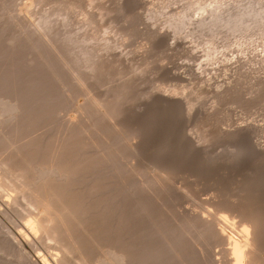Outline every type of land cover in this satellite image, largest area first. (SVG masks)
I'll list each match as a JSON object with an SVG mask.
<instances>
[{
    "label": "rangeland",
    "instance_id": "obj_1",
    "mask_svg": "<svg viewBox=\"0 0 264 264\" xmlns=\"http://www.w3.org/2000/svg\"><path fill=\"white\" fill-rule=\"evenodd\" d=\"M217 1H220V4ZM217 1L0 0V76H2V79L6 73L9 75V71L13 70L11 69V66L15 63L14 61L17 62V60H19V67H16L18 68L17 71L15 69L16 72L14 70L13 73L10 72L11 78H20L23 82L26 73H33V76H26L28 78L25 80V83L23 82L25 87H22L23 91L28 89L30 86L32 87L31 84H34V81L37 80L36 82L40 84H37L38 87H43L42 89L44 90V86L46 87L51 85V87H55V89L52 88L55 92H62L60 95L58 93L61 97L57 98L58 102L61 101L58 103V106H56L57 100L54 104L52 100L49 99L51 101V103L50 101L49 103H53L54 105H52L56 109L47 103L48 100L45 102L46 104L43 103L45 100H42L43 102L41 101V103L40 101H37L39 94H35L36 98H34L35 96L31 98L33 100L36 99L39 104L50 106L49 108H51V110L54 109V112L58 111L55 114L56 116L53 115L52 118H50L51 116H48L50 120H42L41 118L42 124L38 122L37 124L40 125H37L38 127L36 126V129H32L33 131L27 132L25 129L20 127L23 121L22 123L17 122V124H15L16 122L8 121L10 124L6 122L8 125L5 124L6 126H2V131L0 133L4 132L6 134L13 133L15 130L19 132V129H23L22 134L21 131L19 136L17 134L13 143V148L18 146L21 147L22 145L24 146L30 139L37 138V140H39L43 136L45 137V139L43 137L45 141L47 137H53L52 133L56 136L59 135L58 137H66V130H69L70 126H73L74 124L76 128L79 125L77 122H85V120H81L83 117L81 110L84 106H87V102H89L90 96H87L86 94L94 95L97 93L95 96L98 97L99 95L100 98L104 97L103 99L109 98L108 101H114L113 97L116 98V94L121 95L123 98L122 101L120 99L118 105L119 108H117L119 109V113L117 114L118 117L116 116L117 119L115 118L113 120L115 123L113 121H111V123L110 121H105L108 124L105 122L103 123L104 125H107H102L104 129L101 130L104 131L100 133V130L98 132L99 134L91 131L93 132L92 135L97 138L98 136L105 137L106 134L111 132L114 134L115 128L122 125L120 127L123 130V134H129V137H126V135H123V137L121 135L122 137L118 138L121 141L114 138L117 140L114 141L115 145L112 144L114 147L111 144H109V146L107 144L108 149H112V147L117 150L118 148H124H122L123 150L119 149L121 154L119 150L117 151L116 149H112V151H117V154L120 155L119 157L117 155V157L114 156L116 157V159L113 158L115 159L113 161L115 163L113 164L111 161L113 159H111L110 161L112 163L109 161L103 163L99 167V170L95 172L97 174L100 170L108 171L107 168H117L121 162V164H127L126 166L123 164L119 167L121 170L122 168L124 170L126 169L125 171L122 170L123 173L126 172V175L119 173L118 175L120 176L117 175L119 177L118 179L115 175H112V177L116 180H113V178L109 179L111 181H115L113 182L114 184H112L114 188L109 186L111 191L108 188V184L111 181L108 180L109 182L107 183L105 179L104 181L107 184L103 181L102 185L104 187L107 185V195L109 192V195H114H112L113 197L116 195L117 198H122L119 200L116 197L113 198L111 196L113 198L111 199L116 200V202L121 206H118L115 201L110 202V200L108 201L109 204L107 202L105 205V209L102 207L100 210L99 208L95 209L101 211L102 214L106 211L104 213L105 215L103 214V216H105V220L111 219L108 220V222L104 221L105 224L102 223V226H100L101 224L98 225L101 233L106 230L108 232V230L112 228V233L111 231L108 232L110 233V236H108L107 232L105 234L104 232L101 234L103 235L102 237L104 238V242L107 241L104 235L107 239L110 237L111 242L109 241L108 245H118V243L123 241L118 239L120 234L126 231L125 236L127 239L125 240L127 243L125 241L123 242L127 245L129 244L130 249L132 248V251H134L135 248L133 245H136V242H134L136 240L135 234L137 235V233L134 232H137L135 223L138 219L141 220L142 217H146L148 212L150 213V211L147 212L146 207L150 208L148 209L151 210V213L157 212L155 213V215L157 214V217H159L158 214H160V217L163 216V220L165 219L164 223L166 222L163 225H166L165 230L169 231V233L170 231L172 232V230L167 229H173L175 224L182 221L181 219H183L185 215L187 216L188 214L196 213V211L199 212L205 205H209L207 207L209 211H215V207L217 206L214 205L217 204H213V199H215L214 197L217 198L215 200L230 198L228 202H230L231 199L235 200L237 197L238 199H236L238 202H241V204L243 203V206L247 208L244 211L247 212V214L241 213L242 216L241 214H238V216L235 217V221L237 222L236 225L239 226L235 227L236 230L237 227L239 230L242 224H250L248 221H250L252 215H255V213L258 215L262 213L261 216L264 218V0ZM211 2L213 3L212 6L218 4V8L216 6V8L210 6ZM216 2L217 4H214ZM7 5L8 7H6ZM202 5L203 7H207L209 11H204L203 7H200L199 10V6ZM202 14L203 16H208L210 14L211 18L209 17L210 19L207 20V22L204 21L201 23L199 19L203 17L201 16ZM48 15L49 20L51 21L49 22L51 25H48L50 27H47L46 30H36L35 28L37 27L35 23L43 21V19H45L43 17H48ZM41 31H47V36L50 39L47 38V36L44 37L46 33L41 34ZM13 36H15V38ZM31 36H34V38ZM30 39H32V41H30ZM51 40L52 42H50ZM48 42H50V47H48ZM54 42L56 43L54 44ZM51 44H54L52 46L56 49L58 48V50H55L56 52L58 51V55H56V52L53 50L54 47L51 48ZM83 46L85 50L82 48ZM41 49L42 51L40 54L39 50ZM43 51L45 55L42 53ZM85 52L90 56L86 55ZM60 53H69L70 58L68 55H64V57H68V59L62 63V59L64 60L65 58L61 56L62 54ZM42 54L44 56H41ZM50 56L52 58H50ZM57 56L60 57L58 58ZM61 57L62 59L60 60ZM77 59L81 62L80 64ZM46 61L48 64L50 61L54 62L56 67L52 63L51 66H53L54 69L49 67ZM68 62H71V64ZM91 63L96 65L94 67H98L99 70H95V72L93 70L94 67L92 66L91 70L89 66ZM64 64L70 65L67 66ZM71 65L77 67L74 68L77 72L79 70L80 73L81 70L84 78L87 75L88 78L86 77L85 81L87 80L86 84L89 86V93L88 91L85 93L86 90L82 88L81 89L84 92L81 93L82 90L80 89V86L75 83L77 82V79H74L75 75H78V73L73 69V67L71 68ZM99 66L102 67V71ZM46 67L49 69H46ZM38 68L40 69L38 70ZM50 68L53 71L55 70L56 73H51L56 78L49 76V72L51 70ZM68 68H71L70 71L73 69L75 73L71 74ZM32 69H36L35 73L36 71H39L36 73L39 76L41 73V81L38 80L39 77L36 79V76L38 75L34 76V70ZM92 71H94L95 76ZM98 71H100V73ZM59 73L64 77H62ZM42 75L43 77H46L42 78ZM59 77L63 80L64 78L66 80L69 79L70 81L72 79L73 80L71 82L69 81V84L71 83L69 85L66 83L68 81H62L61 79V82L57 79ZM14 78H12V80H8V78L4 81V79L2 80L0 77V81H4L3 84H5L7 80L13 81L7 82L6 85H4L6 88L3 87V89L5 88L6 90L7 88H11V91L7 92L8 90L6 91L4 89L7 93L4 92L5 94L3 93L4 95H1V92H3L1 88V100L3 98L11 100L12 97L15 98L19 94L21 86H19L18 82L21 80L14 83ZM17 79L15 81H17ZM63 82L66 83L67 87H63L65 84ZM17 84L19 86V92H17V87L15 88ZM20 84L22 85L21 82ZM1 86L3 85L0 84V87ZM78 86L80 92L77 89ZM68 88L71 89V91ZM90 89L95 92L93 93ZM14 91L15 94L18 93L16 96ZM72 91L76 94L74 95ZM63 97H65V99ZM38 100H40V98ZM29 102H33L34 104V101ZM29 102L28 104H30ZM45 106H43V108ZM101 115V113H98L94 116L95 118L93 117V119L95 121L96 119L100 120L102 117ZM54 116L55 119H53ZM99 117L100 119H98ZM45 118H47V116ZM78 118H80L79 121ZM90 118H87V120L89 119L88 123L94 122V120H91ZM73 120L77 121L73 122ZM67 121L69 122L68 126L64 124L67 123ZM112 122L115 126L114 129ZM29 123H26L27 127L29 126ZM117 124L118 126H116ZM61 125L64 126V129ZM110 125L112 127H110ZM65 126L68 128L66 129ZM111 129L114 132L111 131ZM107 131L111 132L106 133ZM95 133H97L98 136L94 135ZM80 136L81 137H78V139H85L83 136L86 135L80 134ZM103 137L101 139L99 138L101 142L104 141ZM206 137L207 139H205ZM100 140L98 141L100 142ZM115 142H118V146ZM125 143L127 144L125 145ZM241 144V148H237L238 145ZM13 148L5 147V142L0 139V152L3 157L7 158L10 156L11 152L13 153L14 151ZM90 151L92 153L95 152L94 154H96L97 150L96 148H91ZM91 152L89 153L91 154ZM126 155L129 157L127 158ZM128 164L130 165L128 166ZM131 167L135 172L131 169ZM121 170L120 172H122ZM130 172H134V175ZM143 177L144 180L147 178L148 181L154 179L155 185L158 184L159 186L152 184L150 186L146 183L144 184ZM135 179L137 180V184L134 181ZM6 183L7 182L3 176V172L0 169V264H31L33 257L35 258L38 254L48 256L52 253H59V249L54 247L55 243H53L54 241L51 242V240L49 242V249V246L43 245V243L40 242L33 244L36 245L34 247L33 245L25 247V249H22L24 248L23 246L19 247V243L17 244L18 241L15 240L16 236L13 235L21 232V230L23 231V229L25 231V225L28 221L25 219H30L32 215L33 218L35 216L34 213L36 212H34L35 208L33 209L30 206L33 209L32 211V209L28 207L29 205L26 203L27 201H19L17 199L19 202H16L15 204L14 197L18 198L16 196L17 192L10 186H6ZM111 183L109 185H111ZM122 184L123 186L121 187ZM138 184H140V186ZM115 185L120 186V188L119 186L118 188L116 186V189L119 191L115 189ZM126 185L127 187H125ZM134 185H136V188ZM142 187L145 189L144 191L143 189L139 190ZM156 187L158 189H163L158 191ZM130 188L132 191H130ZM113 190L117 191L115 193L118 194L113 193ZM125 190L127 191L126 193L124 192ZM133 190H136V193L133 192ZM144 192L146 193L144 194ZM248 193L250 194L248 195ZM95 194L97 195V193H94L93 195L95 196ZM125 194L127 197L129 196V198H127ZM147 194L149 195L147 196ZM162 194L164 195L163 197ZM139 196H142L140 201L144 200L143 204H146V207H140L139 203L142 204L143 201L140 202L138 200H134L137 199V197L139 199ZM143 196L148 199V202H146L147 199L143 198ZM8 198H10L11 201H9L12 204L6 205L5 202ZM226 199L224 202L227 201ZM247 199L249 201L250 199L251 201L254 200L255 206L253 205V207V202L250 201L249 203ZM241 200H247L248 203L246 204V201L243 202ZM259 200H261V202ZM136 201L139 203L136 204ZM210 201L212 202L207 204V202ZM124 203L127 204L124 205ZM201 204L203 205L201 206ZM248 204L251 205L247 207L246 205ZM9 205L10 207H8ZM136 205L138 206L136 207ZM212 205L214 209L212 208ZM111 206L114 207L112 208ZM210 206L213 210L211 208L209 209ZM250 206L253 208L251 209ZM118 207H121V210L118 209ZM249 208L251 210H248ZM255 208H257V211H255ZM27 209H30L32 212L30 213V210L28 211ZM113 209H117L118 212H125L129 210V213L125 212V216L127 217H124L125 220H123V224L120 223L122 222L120 219L113 216V214L117 212ZM107 210L111 211L109 212ZM252 210L253 212L255 211L253 214H251ZM98 211L95 212L98 215H102ZM95 212L93 213L94 218L92 217V220L95 219V216H98ZM249 212H251V215ZM131 213H133V215ZM27 214H31L30 218ZM109 214L112 216L110 217ZM115 215L118 216L119 214L117 213ZM128 215H131L129 217V219L131 218L130 220L128 219ZM106 216L108 219H106ZM169 216L170 220L168 221L167 217ZM243 216H246V219L248 216L251 217L246 220L242 218ZM98 217L96 218L97 220ZM144 218L142 219L146 220ZM96 219L94 220L95 222L97 221ZM175 219H178L179 221ZM125 221L129 223L126 224ZM110 223L111 225L113 224V227ZM120 224L122 227H120ZM124 224L126 225L125 228ZM128 225L129 227L131 226L130 228H134L130 229ZM116 227L118 232L116 231L117 229L115 230ZM118 227H120V231ZM166 227L168 228L166 229ZM132 231L134 234H132ZM185 235L186 234H183L182 236ZM111 236L113 237L111 238ZM117 239L120 242L116 243ZM130 243L134 244L131 245ZM210 244L211 243H209V246H206L208 245V243H206L204 247L206 249H213L211 253L213 254L214 252L215 257L218 258L220 255L219 250H221L222 246L215 245V247H213V245L210 247ZM52 246L54 248H51ZM209 249L205 251L208 253ZM49 250L51 251V254ZM93 252V258L91 257L92 259H90V262L91 264H97L99 263L98 259L101 257L99 255L101 252L97 249L96 252L99 254H97L95 250ZM94 255H98L99 258H95ZM130 264H133V261H131Z\"/></svg>",
    "mask_w": 264,
    "mask_h": 264
},
{
    "label": "bare ground",
    "instance_id": "obj_2",
    "mask_svg": "<svg viewBox=\"0 0 264 264\" xmlns=\"http://www.w3.org/2000/svg\"><path fill=\"white\" fill-rule=\"evenodd\" d=\"M213 2H215V1H213ZM217 2L214 3V4H217ZM221 2H223V1H221ZM212 4L213 3L211 2V5L210 6H212ZM215 6L218 8L219 5L217 4ZM215 6H212V7L216 8ZM6 7H8V5ZM200 7L202 8L203 5L202 6H199V8H198L199 10H200ZM212 7H211V9H212ZM203 10L204 11H207V12L209 11L207 7H203ZM203 13H205V12H203ZM201 16H203V14ZM209 17H210V14L208 16H205L204 15L203 17H201L199 19V21L201 23H203L204 21L207 22V20H209L211 18V17L210 18ZM43 18H45V19H43ZM43 18H42L43 21H40L38 23H35V25L37 27V28H35L36 30H39V31L40 30H44V29L46 30L47 27H50V26H48L50 24L49 22H51L49 20V15H48V17L46 16V17H43ZM46 32H44V31L42 32L41 31V34L42 33L44 34ZM47 35L48 34L46 33L44 35V37L47 36ZM51 35H50V37H51ZM13 37L15 38V36H13ZM31 37L34 38V36H31ZM47 38H49V37L47 36ZM30 41H32V39H30ZM50 42H52V40ZM50 42L47 43L48 44V47H50V44H49ZM76 42H77V40H76ZM55 43L56 42H54V44ZM54 44H51V46L54 45ZM57 46H58V44H57ZM34 47H35V45H34ZM45 47H46V45H45ZM53 47L54 46H52L51 48H53ZM37 48H36V50H37ZM82 48H84V46ZM53 50L54 51L55 50H58V48L56 49L54 47ZM60 50H62V49H60ZM84 50H85V48H84ZM39 51L38 52L41 54L42 49L39 50ZM38 52H37V55H38ZM42 53L44 54V51ZM57 53H58V51L56 52V55L59 54V53L58 54ZM69 53L68 54H65V53L62 54V53H60V54H62L61 56H63V57H64V55H68V57H69ZM43 54L41 56H44L45 55V54L44 55ZM86 55L90 56L87 53H86ZM93 55H95V54H93ZM68 57L67 58L64 57L65 58L64 60L61 57L60 60L62 59V63H64L65 61H67L66 59H68ZM80 57H81V55H80ZM83 57H85V56H83ZM50 58H52V57L50 56ZM40 61H42V60H40ZM47 61H46V63H47ZM14 62L15 63H13V66H11L12 67L11 69H13L14 71L16 69V71H17L18 68H16V67L19 65V63H18L19 60H17V62L16 61H14ZM58 62H59V60H58ZM58 62H55V63H58ZM78 62H79V60H78ZM93 62H95V61H93ZM51 63L54 66L56 65V64H54V62H51L50 61L49 62L50 65L47 63L49 67H52L53 68V66H51ZM68 63L71 64V62H68ZM80 63L81 62H79V64ZM70 64H68V65H70ZM64 65H67V64H64ZM72 65H71V68L72 67H73V69L74 68H77L76 66L74 67ZM74 65H76V64H74ZM67 66H65V67H67ZM89 66L91 68V66L94 67L96 65H93L91 63V64H89ZM40 67H42V66H40ZM71 68H68L69 71H70ZM99 68H101V71H102V67L99 66ZM39 69L40 68H38V70ZM46 69H49V68L46 67ZM55 69H57V68H55ZM73 69L70 71L71 74H74L75 73L73 71ZM79 69H81V68H79ZM13 70L12 71H9V73H8L9 75H7V73L6 74L4 73L5 75L2 74V75H4V77H3L4 81H6V79H8V78H9L8 80H10V79L12 80V78H14V77L11 78V73L14 72ZM32 70H34V69H32ZM35 70H34V76L38 75L36 73L39 72V71H36V73H35ZM91 70H92V68H91ZM93 70L94 71L95 70L97 71L99 69H98V67H94ZM30 71H31V69H30ZM30 71H28V72H30ZM75 71L77 72V70H75ZM94 71H92V73H94ZM51 72H53V74H54L55 70L54 71L52 69L50 70V72H49V76L50 77L53 76V74ZM98 72L100 73V71H98ZM62 73H63V71H62ZM77 73H78V75L77 74L75 75L76 78L73 76L74 79H77L76 80L77 82H75V83L80 86V89L81 88L82 89H85L86 90L85 93H87V91L89 93V90H88V87L89 86H87V84H86L87 80L85 81V78L87 77V75L85 74L86 76L84 78L81 70H80V73H79V70H78ZM90 73H91V71H90ZM59 74H57V75H59ZM80 74H82V75H80ZM101 74H102V72H101ZM27 75L28 76H30V75L33 76V73L32 74L26 73L25 77ZM44 75H46V74H44ZM93 75L95 76V73ZM15 76H17V75H15ZM98 76H100V75H98ZM0 77L2 79V76H0ZM25 77L23 79L24 80L23 81L24 83H25V80H27V78H28V77H26V79H25ZM36 77H37L36 79H38V77H39L38 80H40L41 73H40V76L38 75ZM45 77H43V75H42V78H45ZM53 77H55V76H53ZM62 77H64V76H62ZM67 77L69 78L68 75H67ZM21 78H23V77H21ZM96 78L98 79L97 76H96ZM16 79L15 78L13 79L14 80V83H16L19 80H21L19 78V79H17V81H15ZM57 79H59L61 81L62 78L59 77ZM70 79H71V77H70ZM91 79H92V77H91ZM8 80H7V82H13V81H8ZM54 80H56V79H54ZM64 80H66V79L64 78ZM64 80L62 79V81H64ZM4 81H0V84L3 85V86L0 87V90H1V88L3 90V92H1L2 90L0 91L2 93V94L0 93L1 95H4L5 94L4 92H6L7 90H8L7 92L11 91V88L10 89L7 88V90L5 89L6 87L4 85H6L7 82H5V84H3ZM36 81L37 80L34 81L35 83L33 82L34 84H31L32 87L31 86L29 87V85H28V87H29L28 89L29 90L26 89L24 91L22 90L23 88H25L22 80L20 82L22 83L23 86L20 84V82H18L19 83V86H21L20 87V92L18 90L19 89V86L17 84V86H15V88L17 87V90L18 91L17 90H15V91L19 92V94L18 93H17L18 95L15 94V91H14L15 96L16 95L17 96L15 98L12 97L11 100H7L6 98H5L6 100L4 98L1 100L2 97L0 95V132L2 131L1 130L2 126L4 127V125L7 124V123L10 124V122H8V121L16 122L15 124H17V122L22 123V121H23L24 126H23V123H22V125L20 127H22L23 129H25L27 132H31V131H33L32 129H36L38 127L37 125H40V124H37V123L38 122L39 123L42 122L41 121V118H42V120H44V119L47 120V119H49L48 116H51L50 118H52V116L55 115L56 112H58V111L54 112L53 111L54 109L51 110V108H49V107L53 103L55 104L56 103V100H57V105L56 106H58V103H60L61 101L58 102V99L57 98H61L59 95L62 92L60 91L61 93H59L58 91H56L57 92V94H56L55 90L52 89V88L55 89V87H51V85L50 86H46V87L44 86L45 90L42 89L43 87L41 88L39 86L40 87L39 88L38 85H37L39 83H37ZM66 81H68V82H66ZM66 81L65 82L69 84V81L70 80L68 79ZM65 82H63V83H65ZM66 83L64 85H66ZM9 85H10V83H9ZM64 85H63V87H67V85L66 86H64ZM107 85H108V82H107ZM59 86H61V85H59ZM79 86L77 87V89L79 88ZM3 87H5L4 89L6 91H4ZM13 87H14V85H13ZM47 87H50V88H47ZM15 88H13V89H15ZM40 89L42 91L43 90L44 91L42 92ZM69 90L71 91V89H69ZM69 90H67V91H69ZM90 91H92V89H90ZM79 92H80V90H79ZM83 92L84 91L82 90L81 93H83ZM92 92H90V93H92ZM58 93H59V95H58ZM72 93H73V91H72ZM35 94L36 95L39 94L40 100H38L39 98L37 97L38 98L37 101H40V103H41L42 100L43 101L45 100L44 102L42 101L44 104H46L45 102L47 100H48L47 103H49V101H50L49 99H51L53 103L50 104L51 103V101H50V103H49L50 106H47V105L45 106L43 104H39L36 101V99H34V100L31 99L33 96H35ZM96 94H94V95L93 94H91V95L86 94L87 96H90L89 102H87L88 103L87 106H84L83 105L84 107L81 110V113L83 115V117L81 115V117H82L81 120L83 119V120H85V122H83V121L80 120L81 122H77V124L79 123V125L78 126L76 125L77 126L76 128H75L74 124H73L74 127L73 126H70L69 127V130H66L67 131V136L66 137H62V136L58 137L59 135L56 136V135H54L52 133L53 137L52 138L47 137L45 141H44L45 137L43 136L44 139H43V137H41V139H39V140H37V138L36 139H30V140L27 141L28 143H26L24 146L22 145L21 147L18 146V147H14L13 148V146H14L13 143H14L15 138L17 137V134L19 136L20 131H21V134H22L23 129L21 130V129L18 128L19 129V132L15 130L13 133H10V134H6L4 132L3 133H0L1 134L0 139H2L5 142V147H8V148L10 147V148H13V150H14L13 153L11 152V155L8 156L7 158L6 157H3L1 155V152H0V169L2 170L3 176H4V178H5L6 182H7L5 185L6 186H10L11 188H13L17 192V195L16 196L18 198H16V197L13 196L15 198V199L13 198L15 200L14 201L15 204H16V202L18 203L19 201H25V202L27 201L26 203L29 205L28 207L29 208L32 207L33 209L35 208L34 209L35 210L34 212H36V213H34L35 216L33 218H32L33 215L31 216V214L30 215H28L29 213L27 214L29 216V218L31 216L32 219L31 218L28 219V218L25 217L26 218L25 220H28L27 221V224L25 225V227H26L25 229L26 230L24 231V229H23V231L21 230V232H18V233L16 232L17 234L13 235V236H16V239L15 240L18 241L17 244L19 243V245H20L19 247H22L23 246L24 248H22V249H25V247H30L33 244L37 243V242H40V243H43V245L49 246L50 245L49 242L51 240V242L54 241L53 243H55L54 247H57L59 249V253H54V254L52 253L53 255L51 254V251L50 250H49V252H50L51 255H48V256L39 255V254L36 255L35 258L33 257L32 261H31V264H91L90 259L93 258V253H94L93 251L95 250V252H96V249L97 250H100V252H101L100 254L96 252L97 254H99L101 256L100 259H98L99 258L98 255L95 256L96 253L94 255V257L95 258L97 257V259L99 260V263H97V264H130L131 261H133V264H176V263L177 264H264V218L261 216L262 213L260 214V212H259L260 215H258L257 213H255V215H252V217L251 216H248L249 219L251 217L250 221H248V223L250 222V224H248V225H246V223L244 225L242 224L241 228L238 230V227L239 226L236 225L237 222L235 221V217H237L238 214H241V213L242 214H245V213L247 214V212H244L245 209H247V208H245L243 206V203L241 204V202L240 203L238 202V200H237L238 198L237 197H236L237 199L235 198V200L234 199L233 200L231 199L230 202H228V200H230V198H227V199L226 198H223L222 200H215L217 198L214 197L215 199H213V204H215V203L217 204V205H214V206H217V207H215V211L213 210L214 209L213 208V205H212V208L213 209L211 208V206L209 207V209L211 208L213 211H209L207 209V207L209 205H207V206L205 205L206 207L205 206L202 207L201 211H199V212H197L195 210L196 213L188 214L187 216L184 214L185 216L183 217V219H181L182 221H179L180 220L179 218H178L179 220L178 219H175V220H178L179 222H177L174 227L172 226L173 229L172 228L171 229H167L168 227H166L167 230H172V232L170 231V233H169V231H166L165 230V226L166 225L164 226L163 224H165L166 222L164 223L165 219L163 220V218H162L163 216L160 217V214H158L159 217H157V214L155 215V213H157V212H155V211H154L155 213L152 212L153 213L152 214L151 213V210H149L150 208L149 207H146L147 206L146 204H145L146 206L143 204L144 203V200H141V201H143L142 204L136 201L137 202L136 204L139 203L140 207L141 206L146 207L147 208V212L150 211V213L148 212V215H146V211H145L146 217L144 216L145 218L144 217H142V218H144L146 220H143L142 218L140 220V219L137 218L139 220V222L137 220V222L135 223L136 224L135 227L137 229V232L134 231L135 233H137V235L135 234L136 240L134 241V242H136L135 243L136 245H133L134 243L133 244L130 243L131 245L134 246V248H135L134 251H132L133 250L132 248L130 249V245L129 244H128L129 245V248H128V245L126 244L127 242L125 240V239H127L126 236H125L126 235V231H124L123 229L122 230L124 232L122 234H120V236L118 235L119 236L118 239L119 240L121 239V240L125 241L126 243L123 242V241L120 242L117 239L116 243L120 242V243H118V245L117 244H115V245L113 244L114 246H112L111 244L108 245V242L110 241V237H108V239H107V237L105 235H104V237L106 238L107 241L104 242V238L102 237L103 235H101V234H103L104 231L101 233L100 232L101 230H99L100 227L98 225L101 224L100 226H102V223H104V221H107L108 222V220H111V219H108L107 216H106V219H108V220H105V216H103V214L106 211L102 214L101 211H98V210H95V209H98L99 208V210H100L101 207L105 209V207H106L105 205L110 200H111L110 202H112V201H115L116 202V200H112L113 198L116 197V195H115V197H113L114 195L113 194H110L109 195V192H108V195H107V192H106L107 185H106V187L102 186L103 185V181L106 179V181L108 183L109 181H111L109 179H112L113 178L112 175H115L116 178L118 179L119 178L118 176H120V175H118L119 173H122V175H126V172L123 173L122 170H124V169L122 168V170H121V168H119L121 165L124 164V163L121 164L122 162L119 163L120 165L117 166V168H113L112 169V167H110V168H107L108 171L100 170V171H98L97 174L95 172L97 170H99V167L103 163L108 162V161L109 162H111V161L113 162L116 159L117 156L118 157L120 156V155L117 154L118 153L117 151L120 149V148L117 147L118 146V142L117 143L115 142L116 145H117L115 147L118 148V150L115 148L117 151H112V149H114L113 148L114 146L112 144H114V141H117V140H115L116 138L118 139V138L122 137L123 135H126V133H125L126 130L124 132L125 134H123V130L120 127L122 125H119L120 128L119 127H116L115 128V126L113 124V122H114L113 120L115 118L117 119V117H118L117 114L119 113V109H117V108H119L118 105H119L120 99H121V101L123 100V98L121 97V95L116 94L117 97L116 98L113 97V100L114 101H112V100L108 101L109 98L108 99L105 98L106 99L105 100V99H103L104 97L103 98L102 97L100 98L99 95H98V97L95 96ZM74 95H72V96H74ZM65 97H63V98L65 99ZM34 98H36V96ZM29 99H31V100H29ZM110 99H112V98H110ZM28 100L29 101H34V104H33V102L30 103ZM28 102L30 104H28ZM63 102H64V100H63ZM87 103H85V104H87ZM31 104H33V105H31ZM43 106H45V107L43 108ZM53 108H55V107L53 106ZM19 111L20 112L23 111V112L20 113ZM98 113L99 114L101 113L102 114L101 115L102 117L100 116L101 119L99 117L98 119H100V120H97L96 119V121H95L93 119V117L95 115H97ZM46 116H47V118H45ZM55 116H54L53 119H55ZM87 118H90L91 120L93 119L95 123L94 122H89L88 123V120L89 119L87 120ZM79 119L80 118H78V121H79ZM24 120L25 121L28 120V121L25 122ZM70 121H72V120H70ZM74 121H77V120H73V122ZM105 121H110V123H111V121H113L112 122V124L114 126L113 129L115 128L116 135H115V132L111 129V131H113L114 134L111 131H109L111 133H109L107 131L106 133H109V134H106V133L103 132L104 134H106L105 137H103V136L99 137L98 136V134H99L98 132L101 129H104L103 126H106L108 124ZM73 122H70V123H73ZM104 122L107 123V124L104 125L103 124ZM19 123H18V125H19ZM26 123L27 124L29 123V126L28 127H27ZM67 123H64V124L66 126H68L69 125V122L67 121ZM90 123H92V124H90ZM88 124H90V125H88ZM62 125H61V127L63 128L64 126H62ZM116 126H118V124ZM58 127H59V125H58ZM110 127H112V126L110 125ZM67 128L68 127H66V129ZM28 130H30V131H28ZM91 131L97 132L98 134L95 133L94 135H97L98 138L96 136H93L92 135L93 132H91ZM102 131H104V130H101L100 133ZM90 132H91V134H90ZM3 134H6V135H3ZM55 134H58V133H55ZM64 134H66V133H64ZM80 134L81 135L82 134L83 135H86V136H83V137H85V139L84 138H79L78 139V137H81ZM128 135H126V137ZM76 136H77V138H76ZM50 137H51V135H50ZM102 137H103V140H104L103 142H101V140H100ZM97 139L100 140V142ZM205 139H207V137ZM111 140H112V143H111ZM118 140H120V139H118ZM129 140H130V138H129ZM131 142H129V143H131ZM107 144H108V146H109V144H111L113 146L112 149L110 148L111 150L108 149ZM126 144L127 143H125V145ZM111 145H110V147H111ZM104 146H106V147H104ZM241 146H242V144L241 145H238L237 148H241ZM91 148L92 149L93 148H96V150H97L96 151V154H94L95 153L94 151H93L94 153H92L90 151ZM122 148H124V147H122ZM130 149H132V148H130ZM120 150H119V152H120ZM89 152H91V154H93V155H91ZM120 154H121V152H120ZM129 154H131V153H129ZM114 156H116V157H114ZM126 157H127V155H126ZM113 158H115V159H113ZM111 159H113V160H111ZM118 159H120V158H118ZM131 162H133V161H131ZM114 163L115 162H113V164ZM108 165H109V163H108ZM129 165L130 164H128V166ZM131 169H132V167H131ZM120 170L122 172H120ZM129 171H131V170H129ZM127 172H128V170H127ZM130 173H132V172H130ZM125 177H127V176H125ZM136 178L140 179L139 177H136ZM113 180H116V179L113 178ZM125 180H126V178H125ZM128 180H127V182H128ZM151 180H153V181H151ZM151 180L148 181L147 178H146V180H144V177H143V181L144 182L141 181V180L140 181L143 182L144 184L145 183L146 184H149L150 186H151V184L152 185H155V183H154L155 180L154 179H151ZM122 181H124V180H122ZM134 181L136 183L137 180L135 179ZM111 182H109V184L111 183V185L108 184V188H109V186H112L113 187L112 184H114L113 182H115V181H111ZM83 183H84V186H83ZM140 184H138V185L140 186ZM119 185H115V189H116V186L118 188ZM156 185H158V184H156ZM122 186H123V184L121 185V187ZM135 186L136 185H134V187ZM125 187H127V185ZM119 188H120V186H119ZM142 189H143V187L140 188L139 190H142ZM162 189H158L157 188L158 191L159 190H162ZM109 190H110V188H109ZM116 190H118V189H116ZM126 190L124 191L125 193L127 192ZM136 190L135 191L133 190V192L136 193ZM144 190L145 189H143V191ZM130 191H132L131 188H130ZM150 191H151V189H150ZM115 192H117V191H114L113 190V193H115ZM94 193H97V195L95 194V196H94L93 195ZM145 193L146 192H144V194ZM115 194H118V193H115ZM119 194H121V193H119ZM149 194H152V193H149ZM149 194H147V196ZM249 194L250 193H248V195ZM125 196H126V194H125ZM144 196H143V198L146 197V196L145 197ZM155 196H156V194H155ZM163 196L164 195L162 194V197ZM149 197H152V196H149ZM127 198H129V196ZM141 198H142V196L141 197L139 196V199L137 197V199H134V200L140 201ZM17 199L19 201H17ZM117 199H119V198H117ZM121 199L122 198H120L119 200H121ZM145 199H147V198H145ZM225 199L227 201L224 202ZM240 199H242V198H240ZM9 200H10V198H8V200L6 201L7 203L5 202L6 205L12 204V203H10L11 200L10 201ZM128 200H130V199H128ZM247 200H244V201L241 200V201H243V202L246 201L245 203L247 204L248 203ZM219 201H220V203L222 201L223 202L220 204ZM250 201H251V199H250ZM250 201H249V203H250ZM255 201H257V200H255ZM259 201L261 202V200H259ZM146 202H148V199H147ZM211 202L212 201L207 202V204H209ZM251 202H253L252 203V206H253L254 203H255L254 200L251 201ZM108 204H109V202H108ZM126 204L124 203V205H126ZM204 204H206V203H204ZM202 205L203 204H201V206ZM249 205H251V204H248L246 206L249 207ZM15 206H17V205H15ZM19 206H21V205H19ZM118 206H121V205L118 204ZM137 206L138 205H136V207ZM159 206H158V208H159ZM8 207H10V205ZM111 207L113 208L114 206H111ZM131 207H133V206H131ZM250 208H251V206H250ZM250 208L248 210H251L252 209V208L251 209ZM33 209H32V211H33ZM118 209L121 210V207H118ZM255 209L254 210L257 211V208H255ZM94 210L100 212L102 215H98ZM113 210H115V209H113ZM32 211L30 210V213ZM107 211H109V210H107ZM115 211H117L115 214H117V213L119 214L118 215L119 218H118V216H116L115 214L112 213L113 216L117 217V219H120V221H122L120 223L123 224L124 223L123 220H125L124 217H127V216H125V214L126 213H129L128 212L129 210L128 211H125L126 213L124 211H123L124 213L121 212V211L118 212L117 209ZM94 212L99 216V217L97 216L98 217V220L96 219L97 217L95 216V219L97 220L96 222L94 221L95 219L92 220V217L94 218V214H93ZM254 212L252 210V213L249 212V214L250 213L253 214ZM131 214L133 215V213H131ZM242 214H241V216H242ZM1 215H2V212H1ZM109 215H110V217L112 216L111 214H109ZM130 216L128 215V219H129ZM137 216H139V215H137ZM170 216L167 217L168 218V221L170 220L169 219ZM179 216H181V215H179ZM173 217H175V216H173ZM239 217H240V215H239ZM176 218H177V216H176ZM242 218L243 219H246V216H243ZM129 220H127V221H129ZM92 221H94V222H92ZM127 221H125L126 224L129 223ZM109 222H111V221H109ZM111 223H113V222H111ZM111 223H110V225H111ZM117 223H118V220H117ZM114 224H116V223H114ZM132 224H134V223H132ZM129 225H128V227H129ZM107 226H106V228L108 229ZM236 226H238L237 227V230L238 231L235 228ZM120 227H122V225ZM120 227H118L119 228V231L121 230ZM125 227H126V225L124 226V228ZM133 228H130V229H133ZM116 229H117V227L115 228V230ZM110 231L112 233V228L108 230V232H110ZM116 231L118 232V229ZM106 232H107V230L104 232V234ZM109 234L110 233H108V236H110ZM132 234H134L133 231H132ZM183 234H186L187 236L186 235L185 236H182ZM112 237L113 236H111V238ZM159 239H161L162 241L159 240ZM112 243H113V240H112ZM206 243H208V245H206V246H209V243H211L212 245L210 244V247L213 246V245H214L213 247H215V245L216 246L217 245L218 246L219 245L222 246L221 250H219L220 253L217 251L220 254L218 258L215 257V253L214 252H213V254L211 253L213 251V249L212 250L209 249V248L206 249L204 247ZM126 245H127V247H126ZM34 246H36V245H33V247ZM54 247L52 246L51 248H54ZM49 248H50V246L48 247V249ZM48 249H47V251H48ZM208 249H209V252L207 253L205 250H208ZM214 250H215V248H214ZM130 251H132L133 253L130 252ZM215 252H216V250H215ZM97 259H95V260H97ZM20 260H21V258H20ZM18 263H19V261H18Z\"/></svg>",
    "mask_w": 264,
    "mask_h": 264
}]
</instances>
